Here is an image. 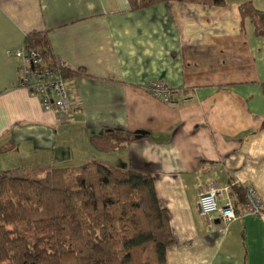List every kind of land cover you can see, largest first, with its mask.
Here are the masks:
<instances>
[{
    "label": "crops",
    "instance_id": "1",
    "mask_svg": "<svg viewBox=\"0 0 264 264\" xmlns=\"http://www.w3.org/2000/svg\"><path fill=\"white\" fill-rule=\"evenodd\" d=\"M224 1L134 10L127 0H0V171L70 165L78 153L151 174L174 239L166 264H264V36L239 13L245 2L264 13V0ZM30 32H45L55 59L79 71L66 80L81 107L62 124L19 84L14 52ZM156 79L187 99L151 96ZM211 182L235 200L225 232L198 208ZM233 185L255 188L260 215L243 210Z\"/></svg>",
    "mask_w": 264,
    "mask_h": 264
},
{
    "label": "trees",
    "instance_id": "2",
    "mask_svg": "<svg viewBox=\"0 0 264 264\" xmlns=\"http://www.w3.org/2000/svg\"><path fill=\"white\" fill-rule=\"evenodd\" d=\"M127 1L134 10L160 2L225 4L224 0ZM239 13L241 26L249 18L254 34L264 36L262 11L245 2ZM24 47L39 53L43 67L56 66L45 32L27 34ZM77 72L62 70L65 78ZM117 131L124 139L130 136ZM90 141L97 149H111L109 143L101 145L98 136ZM18 171H0V264H166L165 250L174 239L153 175L96 159ZM231 188L243 207L244 190Z\"/></svg>",
    "mask_w": 264,
    "mask_h": 264
},
{
    "label": "built area",
    "instance_id": "3",
    "mask_svg": "<svg viewBox=\"0 0 264 264\" xmlns=\"http://www.w3.org/2000/svg\"><path fill=\"white\" fill-rule=\"evenodd\" d=\"M14 55L23 60L19 68V84L39 99L42 109L52 113L57 124L64 123L80 109L81 101L77 92L68 86L63 76L62 70H70L64 61L55 59L56 66L43 67L39 53L27 50L24 46L15 50ZM146 89L151 96L171 105L187 99L181 89L169 87L161 79L151 80ZM222 198L225 200L221 201ZM197 204L208 225L218 220L220 232H225L238 217L234 198L228 195L226 188H221L215 182L200 190ZM261 208L262 199L254 187L247 186L243 210L260 215Z\"/></svg>",
    "mask_w": 264,
    "mask_h": 264
},
{
    "label": "rangeland",
    "instance_id": "4",
    "mask_svg": "<svg viewBox=\"0 0 264 264\" xmlns=\"http://www.w3.org/2000/svg\"><path fill=\"white\" fill-rule=\"evenodd\" d=\"M75 161L74 162H70L69 164L70 165H78V164H80V163H82V161H84V160H81V155L80 154H78V153H76L75 155ZM18 173L19 174H22L23 172L20 170V171H18Z\"/></svg>",
    "mask_w": 264,
    "mask_h": 264
},
{
    "label": "water",
    "instance_id": "5",
    "mask_svg": "<svg viewBox=\"0 0 264 264\" xmlns=\"http://www.w3.org/2000/svg\"><path fill=\"white\" fill-rule=\"evenodd\" d=\"M144 133H145V132L142 131V130H137V131H135V135H136L137 137L143 135Z\"/></svg>",
    "mask_w": 264,
    "mask_h": 264
}]
</instances>
